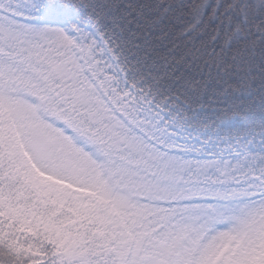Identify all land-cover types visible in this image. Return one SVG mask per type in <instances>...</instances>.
Segmentation results:
<instances>
[{
	"label": "snow or ice",
	"instance_id": "6c2138e0",
	"mask_svg": "<svg viewBox=\"0 0 264 264\" xmlns=\"http://www.w3.org/2000/svg\"><path fill=\"white\" fill-rule=\"evenodd\" d=\"M0 264H264V0H0Z\"/></svg>",
	"mask_w": 264,
	"mask_h": 264
}]
</instances>
